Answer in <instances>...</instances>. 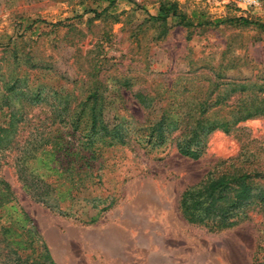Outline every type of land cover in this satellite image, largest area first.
<instances>
[{
	"label": "rangeland",
	"instance_id": "obj_1",
	"mask_svg": "<svg viewBox=\"0 0 264 264\" xmlns=\"http://www.w3.org/2000/svg\"><path fill=\"white\" fill-rule=\"evenodd\" d=\"M161 1L116 0L94 17L86 10L101 12L109 0H0V64L14 62V47L17 60L24 59L19 75L47 98L42 108L27 109L31 122L50 118V106L60 102L55 94L76 108L98 89L105 122L123 120L130 134L127 144L105 149L95 163L100 181L92 179L68 214L32 199L11 159L2 165L1 174L57 264H253L264 230L259 208L251 207L248 218L233 226L209 230L183 218L179 199L186 187L243 150L245 165L264 159V116L241 121L229 132H211L197 159L177 152L179 130L157 146L147 145L148 131L139 128L156 121L171 102L186 105L209 96L214 104L234 82H262L264 27L173 25L162 33L160 23L149 19L159 14ZM171 1L188 16L198 10L211 19L243 16L264 26V0ZM125 80L131 89L122 85ZM144 88L153 97L148 107L131 93ZM8 223L7 215L0 217V226ZM5 244L0 243V264Z\"/></svg>",
	"mask_w": 264,
	"mask_h": 264
},
{
	"label": "trees",
	"instance_id": "obj_2",
	"mask_svg": "<svg viewBox=\"0 0 264 264\" xmlns=\"http://www.w3.org/2000/svg\"><path fill=\"white\" fill-rule=\"evenodd\" d=\"M115 1L109 0L101 12L95 9L86 12L99 17ZM149 19L160 23L162 33L173 25L193 28L229 22L264 27L243 16L211 19L198 10H192L188 16L171 0H162L159 14ZM23 34L24 30L17 36ZM12 49L14 62L7 59L5 64H0V217H9V223L0 226V243L6 242L3 262L57 264L43 236L1 174L2 165L6 158L11 159L17 178L32 199L68 214L67 209L93 183L92 179L100 181L101 173L95 163L105 149L127 144L130 134L123 120L112 125L105 122L98 89L89 91L76 108H70L67 97L55 94L54 99L60 102L50 106V118L46 116L32 123L27 109L42 108L47 98L40 86L30 88L26 77L19 75L17 69L24 59L17 60L18 52ZM122 85L131 89L132 84L125 80ZM131 93L143 107H148L153 99L145 88ZM230 96L233 101L226 104L224 101ZM13 98L18 100L15 105ZM208 98L191 100L186 105L166 104L156 121L140 126L141 133L148 131L144 142L160 146L179 130L175 138L177 152L191 159L199 158L211 132L217 129L229 132L241 121L264 116V79L234 82L217 94L214 104H209ZM221 102L225 103L221 108H213ZM247 153L243 150L238 157L223 161L221 169L207 172L199 182L182 191L179 210L183 218L209 230H220L248 218L251 207L259 208L264 215V159H253L245 165L249 160ZM253 264H264V230H260L257 239Z\"/></svg>",
	"mask_w": 264,
	"mask_h": 264
}]
</instances>
